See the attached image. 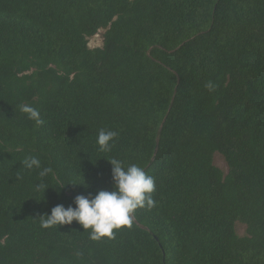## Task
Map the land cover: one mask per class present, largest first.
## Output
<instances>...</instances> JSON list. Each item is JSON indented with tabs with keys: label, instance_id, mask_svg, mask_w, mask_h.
<instances>
[{
	"label": "trees",
	"instance_id": "16d2710c",
	"mask_svg": "<svg viewBox=\"0 0 264 264\" xmlns=\"http://www.w3.org/2000/svg\"><path fill=\"white\" fill-rule=\"evenodd\" d=\"M112 158L155 207L111 239L41 227L111 190ZM0 264H264V0H0Z\"/></svg>",
	"mask_w": 264,
	"mask_h": 264
},
{
	"label": "clouds",
	"instance_id": "9594fccd",
	"mask_svg": "<svg viewBox=\"0 0 264 264\" xmlns=\"http://www.w3.org/2000/svg\"><path fill=\"white\" fill-rule=\"evenodd\" d=\"M205 87L214 90L215 86L209 82ZM20 111L36 125L44 123L40 118V112L35 107L22 105ZM117 135L116 131L99 130L96 138L99 150L110 151ZM107 161L111 165V190H99L95 195L90 192L87 195H76L72 202L75 207L57 204L51 208L50 214L39 216L42 228L71 225L73 221H76L83 230H90L91 240L97 241L104 237L111 239L114 238V229L131 227L133 214L138 208L150 210L156 206V201L151 195L155 191V180L152 176L147 175L138 165L132 164L125 168L118 159L112 158ZM21 164L27 169L34 167L40 169L38 175L41 178L52 172L50 167L42 168L40 160L35 157H27L21 161ZM47 188L49 187L43 182L35 186L37 191H43V193Z\"/></svg>",
	"mask_w": 264,
	"mask_h": 264
},
{
	"label": "rangeland",
	"instance_id": "374dc122",
	"mask_svg": "<svg viewBox=\"0 0 264 264\" xmlns=\"http://www.w3.org/2000/svg\"><path fill=\"white\" fill-rule=\"evenodd\" d=\"M103 32H104V30H100V31H98V33L96 35L88 38L89 47L94 48V47H99L102 45ZM213 163L215 166L220 168L224 173L227 172L226 162H225L224 158L222 157V155H220L219 153H215L213 155ZM235 230H236L237 234L240 236L246 234V226L240 222L235 223Z\"/></svg>",
	"mask_w": 264,
	"mask_h": 264
}]
</instances>
